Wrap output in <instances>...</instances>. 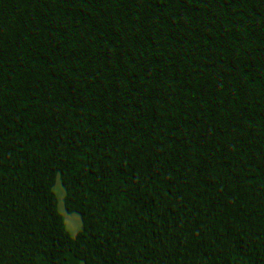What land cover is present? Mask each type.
Masks as SVG:
<instances>
[{"label": "trees", "instance_id": "trees-1", "mask_svg": "<svg viewBox=\"0 0 264 264\" xmlns=\"http://www.w3.org/2000/svg\"><path fill=\"white\" fill-rule=\"evenodd\" d=\"M53 3L0 0V264H264L238 232L264 220V0H136L116 23ZM212 6L229 53L184 45ZM92 22L94 47L56 51Z\"/></svg>", "mask_w": 264, "mask_h": 264}, {"label": "clouds", "instance_id": "clouds-1", "mask_svg": "<svg viewBox=\"0 0 264 264\" xmlns=\"http://www.w3.org/2000/svg\"><path fill=\"white\" fill-rule=\"evenodd\" d=\"M136 0H54L53 10L67 5V12L72 16L85 14L93 21L99 18H107L112 23H116L122 13L127 12ZM171 18H165L161 23V28L165 24H171ZM234 23L233 16L226 10L212 6L208 9L206 18L203 23L193 22L184 32V45L202 46L209 51L219 49L222 53H229L231 49L237 45L230 35V28ZM101 30L100 24L96 22L90 23L86 28V35L66 36L61 34L56 51L58 53H66L69 50L70 42L72 51L76 52L87 45V49L95 46V34ZM77 53V52H76ZM160 81L157 79L144 85L135 98L136 105L141 109H150L152 102L157 95ZM100 116V110L95 104H86L79 109L77 125L84 121H95ZM82 137L88 141H92L100 135L96 129L84 128L81 133ZM238 232L243 237L248 238V243L252 239L264 240V220L256 215L245 216L238 225ZM232 264H259L250 258L247 248L243 249L232 259Z\"/></svg>", "mask_w": 264, "mask_h": 264}]
</instances>
